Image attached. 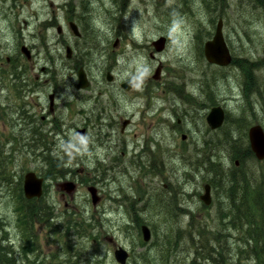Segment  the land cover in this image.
Returning a JSON list of instances; mask_svg holds the SVG:
<instances>
[{"label": "rangeland", "instance_id": "rangeland-1", "mask_svg": "<svg viewBox=\"0 0 264 264\" xmlns=\"http://www.w3.org/2000/svg\"><path fill=\"white\" fill-rule=\"evenodd\" d=\"M129 4L133 15L125 20L117 11L112 13V0H100V48L104 51L100 68L87 71L90 87L80 91L72 62L65 57L63 37L56 31L58 26L66 30V0H0V239L4 248L14 246L18 263H26L21 246L27 253L31 241L39 255H31L30 261L37 264H118L114 251L119 246L131 255L127 264H190L193 260L225 264L214 254L215 263L211 251L201 246L203 242L216 246L215 236L230 232L229 225L224 230L221 225L228 203L224 193L212 188L210 206L200 200L205 184L210 183L201 160L206 161L208 143L221 138L224 131L235 132L238 127L232 121L248 115L243 112L245 76L238 65L209 64L204 44L213 38L222 18L233 62L264 59L262 9L249 0H129ZM161 36L168 42L160 54L150 45ZM117 37L121 41L114 49ZM22 44L30 48L31 61L21 54ZM159 62L163 67L156 81ZM107 72L114 76L113 82L106 80ZM255 75L264 82V70ZM127 80L136 81L128 92L121 88ZM99 88L109 104L105 111L111 114L100 120V142L106 145L100 143V150L94 151L60 150L65 142L97 147ZM51 93L56 94L53 114L49 112ZM216 106L226 113L224 130H211L206 121ZM245 118L247 134L253 125L264 127L258 112ZM128 119L133 123L122 133V123ZM110 121L115 124V136L108 137L111 132L104 125ZM81 128L87 129L84 138L76 132ZM40 134L43 143L52 144V151L45 155L61 163L64 177L60 180L44 173L49 167H45L43 151L32 148ZM182 135L187 136L185 140ZM153 162L160 171L153 172ZM247 162L253 167V161ZM223 165L232 167L228 157ZM28 172L50 178L41 200L48 208L51 200L56 201L58 213L50 209L53 214L48 218L52 228L47 222L28 228L21 223L27 200L23 180ZM66 179L80 183L68 211L57 187ZM96 182L103 201L93 206L87 185ZM222 220L229 221L226 216ZM63 224H78L85 231L63 236L66 229L59 228ZM142 224L152 232L148 243L143 241ZM231 233L225 256L241 238L240 231ZM237 263L234 259L226 264Z\"/></svg>", "mask_w": 264, "mask_h": 264}, {"label": "trees", "instance_id": "trees-1", "mask_svg": "<svg viewBox=\"0 0 264 264\" xmlns=\"http://www.w3.org/2000/svg\"><path fill=\"white\" fill-rule=\"evenodd\" d=\"M249 1L262 9L264 19V0ZM232 64L238 65L245 76L243 90L246 103L243 112L248 113V115H243L240 119L232 121L238 127L235 132L224 131L221 138L208 143L206 158L204 156L206 161L201 160V167L206 166L205 169L210 173L212 188L217 192L222 191L227 198L226 210L221 214V225L223 230L227 227L226 225H229L228 228L230 229L228 231L230 232H219L214 238L217 243L216 246H213L210 242H203L201 246L211 251L209 254L210 259L215 263L217 258H213L214 254H216V257L222 258L225 264L234 259L238 261L237 264H240L241 261H246V264H264V161L260 162L256 159L249 142L246 145L245 139L248 137L246 130L249 123H244L245 117L251 118L257 112L264 117V82L262 83V79L255 75L257 71L264 70V59L256 61L244 59L240 60L239 63L234 61ZM210 99L212 100V98ZM242 119H244V122ZM225 126L224 123L220 130H224ZM55 130L59 131V127ZM38 139L41 143L44 142L41 134ZM227 157L232 164L230 169H226L223 165ZM47 160L45 167H49V169H44V173H48L49 176H57L61 172L59 170L61 167L60 161L52 155ZM248 160L257 163L256 166L252 163L253 167H249ZM236 161L240 162L238 167L235 165ZM19 186L21 189V184ZM220 197L222 196L220 195ZM33 201H23L24 218L21 219L23 226L28 228V226L34 225L38 221L47 222L51 226L48 218L52 217L53 213L50 212V208L42 200L37 201L38 205L35 203L36 200ZM224 216L229 219L227 224L222 220ZM51 220H54V218ZM77 228H80V226H77ZM67 230L69 231V227L63 232V236L69 234ZM231 231H240L241 238L238 240L237 245H235L236 243L231 244L225 256V244L228 238L232 237ZM29 239L32 240L31 237ZM2 242L3 240L0 239V264H37L36 261H30L29 255L25 252L22 257L26 263H18L14 253L10 251V248H4ZM28 248L29 250L38 249L36 244L34 242L32 244L31 241L28 243ZM73 257L74 255L71 254L70 259ZM66 264L72 263L69 261ZM190 264H197V262L193 260Z\"/></svg>", "mask_w": 264, "mask_h": 264}, {"label": "flooded vegetation", "instance_id": "flooded-vegetation-1", "mask_svg": "<svg viewBox=\"0 0 264 264\" xmlns=\"http://www.w3.org/2000/svg\"><path fill=\"white\" fill-rule=\"evenodd\" d=\"M106 1L109 2L110 0H106ZM126 6H128V10L125 9ZM112 7L114 8V9H111L112 13L117 11L119 13V15H122V18L125 20L133 15V13H131V7L129 4V0H112ZM65 14H66V25H67L66 30H64L61 26H58L56 31H57V34L59 37H63L62 47H64V49H65V57H66L67 62L68 61L72 62V65H71L73 67L72 70H74L76 72L77 83H78V72L79 71H84L87 74V71L91 67H96L97 69L100 68V52L104 51V49L100 48V0H66V12H65ZM104 23H106V22H104ZM162 37H164V36H161L159 38H162ZM124 38L126 39L127 37L124 36ZM167 39H166V44L168 42ZM157 40H155V41H157ZM115 41L116 42L114 44V49L119 44V42L121 41V38L117 37ZM130 41L136 42L137 40L130 39ZM155 41H152L150 47L154 48L156 53L161 54V52H163L165 50L166 46H165L163 51L158 52L156 50V47L154 46ZM131 44L134 47H136V45H137V44H133V43H131ZM23 46H26V45L22 44L21 48ZM21 48H20L21 54L23 56H25V58L28 61H31L33 54L31 52L30 48H28L29 51L31 52V58L30 59H28L27 56L22 53ZM150 57L151 58L155 57L152 49L150 52ZM132 66L137 67V63H133ZM162 67H163V64L161 62H159V66L157 69H159L160 72H161ZM157 69L155 70V75H156ZM160 72H159V77L156 79L154 78V80L158 81L161 79L160 78ZM108 73H110V72L106 73V80L108 82H113L114 76L110 73L112 80L109 81L108 80ZM87 77H88V74H87ZM21 80H23L22 75H21ZM129 81L132 82V88L128 91H131L134 88L136 81L127 80V81L121 83V88L123 90L127 91L126 89L123 88V84L126 82H129ZM159 83H161V82H159ZM167 89H168V87H167ZM51 94H54V93H51ZM51 94L48 95V100H49V96ZM55 100H56V94H54L53 109H51V107H50V100H49V112L52 114L55 111ZM95 109H96V116H97V121H96L97 142H98L97 147H93V145L90 143L78 144V143H73V142H65L61 146V148H59L60 150L70 151L71 149H77V150H85L86 149V150L94 151L95 148L100 150V143H101V145H106L103 141L100 142V120L101 119H105V120L109 119L111 117V114L109 113V111H105L106 109H109V104H108V101L105 100V96L103 95V93H100V88H99V92L97 94ZM52 114H49V115L51 116ZM52 118H54L53 115H52ZM43 119H44V117H43ZM54 121L55 120H53L52 122H54ZM126 121H127V125L124 127V123ZM132 123L133 122L130 119L125 120L122 123V128H121L122 133H124L123 131L125 129H127L128 126H131ZM104 126L108 129L109 132H111V133H108V137L115 136L114 135L115 130H113V128L115 127V124L113 121L105 123ZM81 130H85L82 135L80 133ZM76 132L80 138H84L87 134V129L86 128L77 129ZM184 137L186 139L187 136L182 135V140H185ZM37 139H38V137L35 138V142L37 144L33 145L32 148L36 149V150H42L43 153L41 156L44 158V161L46 162V161H48L47 159L49 158V156H46L45 153L48 151H52L51 150L52 144L51 143H41V142H38ZM109 141H112V139L110 138ZM114 149H115V147L107 148V150H109V151H112ZM142 152H145L144 147H143ZM88 154H89L88 152L84 153V155H88ZM98 157H99L98 159L100 160L99 155H98ZM79 159L81 161H83V159H81V158H79ZM115 160L117 161L116 158H115ZM134 161H138V160H134ZM153 163H154V165L152 166L153 172L155 173L157 171H160L159 169H157L158 167L155 165V162H153ZM98 164L100 165V163H98ZM60 171L61 172L58 173L57 176H55L56 179H59L60 176L62 178L64 177V172L62 170H60ZM72 172L73 171H71L69 174L72 175ZM70 175H67V178H70ZM38 177L43 179V196L40 199H38V200H41L44 197L45 193L47 192L46 183L48 181H50V178H46L43 176H38ZM75 179L78 182L77 177ZM57 182H58V180H57ZM65 182L74 183L76 185L75 189L73 191L69 192L67 187H65L63 185ZM75 182L76 181L66 179V180H63L62 182L57 184V187L59 188V200L61 203H63V209L65 211H68L69 209H71V202L74 199H76L75 194H76V191L79 190L80 183L76 182L77 183L76 184ZM96 184H98V183L97 182L95 184L90 183L87 185V190L90 187H95L97 189V195H98L99 200H98V203L96 205H94L92 195L90 194V192L88 190L89 197L91 198L90 200H91L93 206H97L99 203H101L103 201V196L99 195L100 191H99V188ZM54 187H55V185H54ZM38 200H36V201H38ZM51 201H52L51 202L52 206L49 205V208L52 209L55 213H58V210L55 206L56 201H53V200H51ZM52 210H50V211H52ZM130 210H131L130 213H132L133 207L130 206ZM143 225H147V224H142L141 227ZM77 226H79V225L73 224L72 226H68V225L63 224V226L62 227L59 226V228L68 229V227H69V231L68 230L67 231L68 232H70V231L75 232L76 234L83 233L85 231V230H81V228H77ZM50 228H52V226H50ZM31 236H33V235H31ZM31 236L29 235V237H31ZM8 238H9V236H8ZM9 240H11V239H9ZM107 240H109L110 243L113 242L112 238H107ZM94 241L96 242V239ZM10 251L12 253H14V255L16 256V252L14 250L13 245L11 246ZM21 252H22V254L21 253H19V254L24 256V251H23L22 246H21ZM27 254L29 255V257L31 255H34L35 257H37L39 255V252H38V250H32L31 249V250L27 251Z\"/></svg>", "mask_w": 264, "mask_h": 264}, {"label": "water", "instance_id": "water-1", "mask_svg": "<svg viewBox=\"0 0 264 264\" xmlns=\"http://www.w3.org/2000/svg\"><path fill=\"white\" fill-rule=\"evenodd\" d=\"M223 20L220 19L217 23L216 31L213 38L207 41L204 44V56L206 61L218 67H228L232 61L233 57L230 52V49L225 41L224 33H223ZM154 46L158 52L164 50L166 46V38L162 37L154 42ZM23 54L27 56L28 59L31 58V52L26 46L21 48ZM160 70L157 69L156 75L154 78L159 77ZM108 80L111 81V74L108 73ZM90 86V81L87 77V74L84 71L78 72V83L77 89L84 90ZM123 88L127 91L132 88V82H126L123 84ZM50 107L53 109L54 106V94L49 96ZM225 121V112L221 107H214L211 112L207 116V123L212 130H217L222 127ZM127 125V121L124 123V127ZM85 130H81V135ZM185 139V137H184ZM248 139L252 152L255 157L259 161H264V128L260 124L253 125L248 131ZM239 165V163H236ZM67 187L68 191L71 192L75 189L76 185L72 182H65L63 184ZM90 194L92 195V199L94 205L98 203V195L97 189L95 187H90ZM43 194V179L39 178L35 172H28L24 176V195L28 200H32L35 198H40ZM200 199L206 206H209L212 202L211 193H210V185L205 186V193L200 196ZM141 233L143 237V241L148 243L152 239V233L150 228L147 225H143L141 227ZM114 258L118 264H127L130 258V253L124 249L123 247H118L114 251Z\"/></svg>", "mask_w": 264, "mask_h": 264}, {"label": "bare ground", "instance_id": "bare-ground-1", "mask_svg": "<svg viewBox=\"0 0 264 264\" xmlns=\"http://www.w3.org/2000/svg\"><path fill=\"white\" fill-rule=\"evenodd\" d=\"M27 48H28V47H27ZM90 85H91V83H90ZM89 87H90V86H89ZM89 87H88V88H89ZM76 88H77V85H76ZM88 88H87V89H88ZM77 90H79V89H77ZM84 90H86V89H84ZM80 91H83V90H80ZM249 145H250V144H249ZM253 154H254V153H253ZM258 161H259V160H258ZM237 162H238L239 165H240V162H239V161H236V163H237ZM260 162H262V161H260ZM235 165H236L237 167L239 166V165H237V164H235ZM206 185H210V193H211V198H212V186H211L210 183H209V184H208V183L205 184V186H206ZM205 186H204V193H205ZM204 193H203V194H204ZM23 194H24V180H23ZM42 196H43V194H42ZM42 196H41V197H42ZM24 197H25V195H24ZM41 197H40V198H41ZM25 198H26V197H25ZM40 198H35V199H32V200H28L27 198H26V199H27L28 201H33V200H38V199H40ZM200 200H201V199H200ZM201 201H202V200H201ZM202 202H203V201H202ZM211 204H212V202H211ZM211 204H210V205H211ZM210 205H209V206H210Z\"/></svg>", "mask_w": 264, "mask_h": 264}]
</instances>
